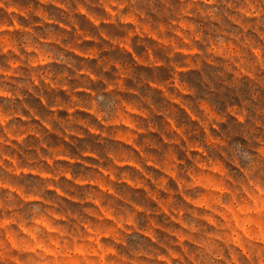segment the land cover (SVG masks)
I'll return each instance as SVG.
<instances>
[{
    "label": "clouds",
    "instance_id": "clouds-1",
    "mask_svg": "<svg viewBox=\"0 0 264 264\" xmlns=\"http://www.w3.org/2000/svg\"><path fill=\"white\" fill-rule=\"evenodd\" d=\"M0 264H264V0H0Z\"/></svg>",
    "mask_w": 264,
    "mask_h": 264
}]
</instances>
